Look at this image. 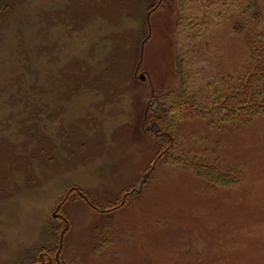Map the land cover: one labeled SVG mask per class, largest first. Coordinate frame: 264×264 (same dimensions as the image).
Instances as JSON below:
<instances>
[{
	"label": "rangeland",
	"instance_id": "374dc122",
	"mask_svg": "<svg viewBox=\"0 0 264 264\" xmlns=\"http://www.w3.org/2000/svg\"><path fill=\"white\" fill-rule=\"evenodd\" d=\"M223 10L192 42L177 0H0V264H264V114L154 119L245 72Z\"/></svg>",
	"mask_w": 264,
	"mask_h": 264
},
{
	"label": "trees",
	"instance_id": "16d2710c",
	"mask_svg": "<svg viewBox=\"0 0 264 264\" xmlns=\"http://www.w3.org/2000/svg\"><path fill=\"white\" fill-rule=\"evenodd\" d=\"M245 1L247 9L242 6ZM177 5L180 11L178 38L192 42L207 35L212 28L226 19L229 10H223L225 5L234 7V13L241 17L237 27L246 29L244 43L248 51L247 65L243 75L236 81L223 80L218 84L211 106H208L210 98H205L203 103L206 106L201 107L198 105L196 82L184 72L194 67L196 57L185 51L177 59L178 70L184 72L180 76L181 88L176 93L168 91L162 94V116H155L154 119L162 121L167 117L166 114L173 113L177 119L188 112L192 115L194 112L203 111L220 115L225 124L230 122L239 127L264 114V32L260 29L264 17L263 6L257 5L256 0H177ZM189 10L193 11L191 16L186 14Z\"/></svg>",
	"mask_w": 264,
	"mask_h": 264
},
{
	"label": "water",
	"instance_id": "95a60500",
	"mask_svg": "<svg viewBox=\"0 0 264 264\" xmlns=\"http://www.w3.org/2000/svg\"><path fill=\"white\" fill-rule=\"evenodd\" d=\"M141 77H142V79H144V76H143V74H142V76H141Z\"/></svg>",
	"mask_w": 264,
	"mask_h": 264
}]
</instances>
